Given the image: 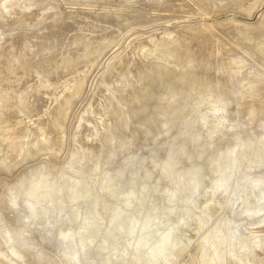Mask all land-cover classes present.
I'll use <instances>...</instances> for the list:
<instances>
[{"label":"clouds","instance_id":"obj_1","mask_svg":"<svg viewBox=\"0 0 264 264\" xmlns=\"http://www.w3.org/2000/svg\"><path fill=\"white\" fill-rule=\"evenodd\" d=\"M242 39L264 53V31ZM168 62L121 69L138 108L0 161V241L27 264L37 245L46 264H250L264 250V114H245L235 78L148 71Z\"/></svg>","mask_w":264,"mask_h":264},{"label":"rangeland","instance_id":"obj_2","mask_svg":"<svg viewBox=\"0 0 264 264\" xmlns=\"http://www.w3.org/2000/svg\"><path fill=\"white\" fill-rule=\"evenodd\" d=\"M0 14V161L69 130H91L107 108H138L121 69L162 52L168 64L149 72L176 79L193 66L224 84L235 78L245 114H264V79L253 74L264 77V53L242 39L264 31V0H0ZM8 50L11 70L3 64ZM44 252L33 248L41 255H31L33 264H46ZM18 256L12 264H27ZM250 264H264V250H254Z\"/></svg>","mask_w":264,"mask_h":264},{"label":"bare ground","instance_id":"obj_3","mask_svg":"<svg viewBox=\"0 0 264 264\" xmlns=\"http://www.w3.org/2000/svg\"><path fill=\"white\" fill-rule=\"evenodd\" d=\"M2 11V10H1ZM6 11V10H5ZM15 11V10H14ZM8 12V11H7ZM10 12V11H9ZM15 13H18V10H16V12ZM6 14H8V13H6ZM1 15V14H0ZM8 17H9V14H8ZM8 17H5L4 16V14H3V18L4 19H7ZM10 17H11V15H10ZM108 25V24H107ZM118 29L119 30H121L122 29V26L121 27H119L118 26ZM67 36V35H66ZM16 44V43H15ZM15 44H13V45H15ZM18 44V43H17ZM20 45H21V43H20ZM14 47V46H13ZM19 47V46H18ZM15 48L17 49V47H16V45H15ZM15 48H13L12 50H14ZM19 48H21V47H19ZM15 49V50H16ZM22 49V48H21ZM12 50H8L9 52L7 53V54H9L10 52H12ZM14 50V51H15ZM19 50V49H18ZM20 51V50H19ZM7 52V51H6ZM18 52V51H17ZM28 52V51H27ZM12 53H10L9 55H4L5 56V58H4V63L3 64H5L4 66H5V68H10V70L12 69V66H14L13 65V60H12V56L13 55H11ZM11 56V57H10ZM3 57V56H2ZM25 58V57H24ZM15 59V58H14ZM16 64V63H15ZM54 70V69H53ZM52 70V71H53ZM48 76V75H47ZM128 83V82H127ZM125 85H127V84H125ZM125 87V86H124ZM129 88V87H128ZM120 89V88H119ZM129 91V90H128ZM102 105V104H101ZM100 105V106H101ZM38 109H40V107H38ZM38 109H36L35 111H37ZM34 111V110H33ZM39 112V111H38ZM101 115V114H100ZM2 242V241H1ZM0 246H1V248H0V264H12V262H11V260H15L16 261V257L19 255V251H16L15 249H10L8 246H6L5 244H3V242L2 243H0ZM13 252H15V255H13ZM31 255H33V254H31ZM35 258L37 257H39L38 259H36L37 261L40 259V253H37V254H34L33 255ZM34 258V259H35ZM9 259V260H8ZM35 260V261H36ZM43 260V259H42Z\"/></svg>","mask_w":264,"mask_h":264}]
</instances>
